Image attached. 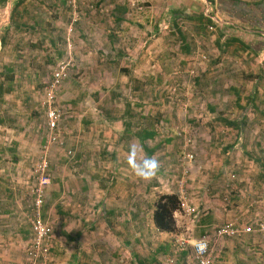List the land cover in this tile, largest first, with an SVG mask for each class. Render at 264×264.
Listing matches in <instances>:
<instances>
[{"label":"rangeland","instance_id":"374dc122","mask_svg":"<svg viewBox=\"0 0 264 264\" xmlns=\"http://www.w3.org/2000/svg\"><path fill=\"white\" fill-rule=\"evenodd\" d=\"M237 33L252 42L249 51L231 40ZM263 37L264 27L232 17L209 0H0V264H34L27 251L29 234L9 239L6 229L28 232L45 162L51 183L59 173L57 163L66 169V180L41 191L50 200L44 199L42 212L53 225L54 240L51 254L38 264H188L193 257L177 239L192 241L231 215L247 214L256 192L264 195V49L255 52ZM63 65L69 76L54 104L63 111L59 127L64 131H96V114L98 126L103 118L125 124L132 116L128 137L142 129L156 132L147 142L156 147L161 165L155 177L168 184L173 180L171 191L196 209L194 215L182 205L175 211L177 237L160 238L147 206L143 216L114 217L113 223L91 216L83 226L76 191L82 178L76 170L91 177L87 182L93 189L90 161L81 168L80 150L69 138L60 147L49 144L55 153L49 154L51 161L45 152L52 132L43 106L46 86ZM211 66L214 75L207 70ZM135 68L139 77L128 72ZM258 103L261 109H255ZM228 117L246 120L237 130L221 119ZM114 144L126 151L124 140ZM53 194L58 202L51 209ZM162 194L156 190L148 205L153 208ZM234 196L237 202L230 208ZM225 207L232 212L228 216ZM209 210L219 216L211 219ZM122 222L128 233L121 230ZM160 243L163 249L157 251ZM212 249L215 264H257L264 259V236L219 238Z\"/></svg>","mask_w":264,"mask_h":264},{"label":"crops","instance_id":"0c3cea01","mask_svg":"<svg viewBox=\"0 0 264 264\" xmlns=\"http://www.w3.org/2000/svg\"><path fill=\"white\" fill-rule=\"evenodd\" d=\"M233 25L236 26L235 24H233ZM222 36H224V35H222ZM222 36H221V39H219L220 41L222 40ZM233 36H236V38L243 37L241 35V33H239V34L237 33ZM233 36H231V40L233 39L232 38ZM238 39H239L238 41L240 42V38H238ZM241 39H243V38H241ZM232 41H236V40H232ZM249 49H248V51H249ZM259 53H261V52H259ZM132 55L134 57L138 56L136 53H133ZM213 67L214 66L207 68V70H209L211 75H214L215 72H217V71H215V68L213 69ZM134 70H137V68L133 69V72L132 71H128V72L132 76L139 77V75H137V71L135 72ZM224 71H225V69H224ZM237 71H238V69H237ZM136 88H138V87H136ZM141 89H144V88L142 87ZM258 91H259V89H256V87H255L254 96H256V93ZM260 92H261V94L264 93V91H261V88H260ZM261 94L259 93V95H257V97H255V98L258 99L259 98L258 96H261ZM239 100L240 99H237L238 104L240 103ZM262 101H263V99H261V102ZM130 104L133 105V103H130ZM132 108H133V106H132ZM209 108H210V111H214L215 105H213L211 103L209 105ZM261 108L262 107H261V105H259V103L255 106V109H261ZM93 114H94V112H93ZM92 117H95L94 123H96V124L93 125V127L96 126L95 127L96 131L86 132L85 130H83L81 132H78V131H74L75 129H72V130H70V132H72V133H69V132L64 131L63 128L59 127L55 131H52L51 133L47 134V137H46L47 143L46 144H48V145H47V149H45V152L48 153L46 155H47V157L50 158L49 160L51 161L50 155L51 154L55 155V153H53L49 149L52 146V145L49 146V144H51V143L56 144V147L57 146L60 147V145H65L66 138H69L71 140L70 143H73V146L75 148H79V150H80V153L78 154L77 162H78V164L81 163L80 164L81 168L86 170V168L82 167V166H84L85 162L89 163V161H90V166H89L90 169L89 170L91 172H93V178H94L93 179V189L89 186V184L87 182V180H89V178L91 179V177L89 175H87L86 172L83 170H79V169L76 170L79 178H82L81 180H79V182H76L78 184L81 181V185L78 184V188L76 191H77V201L79 204L78 214H79V217L81 219H83V226L85 225V221L91 216H93V219L95 221L107 220V222H110V223H113L112 219L114 217L120 218V216H121L124 219H131L135 215L143 216L146 214L144 211L145 206H147L146 209H148V211H151V216L153 219V213H154L156 205L153 204V208H151L150 205H148V204L153 203L152 197H154V195H156V190H159V192H162L164 194L165 193H174L175 191L172 192L171 188H169L171 185L173 187V185H174L173 180L171 181V183L168 184L167 182H164L163 177H159V178L155 177L151 183L146 182V180H142V182H140L139 178L134 175V172L132 170V166L129 163L128 153H129L130 145H136V146H138V148L140 146V148L142 149V151H140L138 155H142L144 153H147L148 156H155L154 154L156 153V147H154V148L148 147L147 142L151 141L152 139L154 140V137L156 136L155 135L156 132L153 135V137L145 138V140H143V138H144L143 136L146 135L147 129H142L141 132H138L137 134H133V135L131 134V136L128 137L126 134L130 133V131H131L129 129V126L131 125V122H132L131 121L132 116H130L131 118L128 119L125 124H123V120H121V119H116V121H112V120L109 121L107 118H103V120L101 119V121L99 122V126L97 125L98 124L97 123V115L94 114V115H92ZM214 118H216V117H214ZM221 119L224 121L226 126L232 125V127H234L235 129L238 130L240 128V126H242L245 118L241 119V121L239 120V118L238 119H235V118L232 119L230 117H228L227 119L226 118H221ZM215 120L217 121L218 117ZM242 120H243V122H242ZM121 126H123V127H121ZM131 133H132V131H131ZM238 135L239 134H237V136ZM238 138H240V137H238ZM117 140L118 141L124 140L126 142V144L124 146L126 148V151L123 152V153H125V155L122 153L123 147H119V145H117V147L115 146L114 143ZM229 147L231 148V145ZM90 150H94L93 153H90L91 152ZM228 151L229 150L226 149L227 153H228ZM71 153L73 154L72 159H74L76 155H74L75 153L73 152V149H69L68 154H71ZM87 157L92 158L93 161H91L89 158L87 159ZM119 160L124 162V165L123 166L121 165L122 167L117 163V161H119ZM187 163L189 164V162H187ZM51 164H53V162H51ZM91 165H93V166L91 167ZM190 166H192V165H190ZM57 169H58L59 173L57 174L56 177L53 178L52 183H51V179H50L49 184H47V186H46L47 187L45 189L46 191H47L50 184H52V187H54V185H57V183H61V181L66 180V177H65L66 169L64 168V166L59 165L57 163ZM116 169H120V171H118V173H116L117 172V171H115ZM189 179H191L190 176H189ZM197 187H199V185H197ZM61 188L66 189V187H61ZM49 191H50V189H49ZM135 191H137V192H135ZM148 193H150V194H148ZM255 195H256L257 199L264 196L262 193L260 194L257 192ZM45 196H46V194H45ZM45 196H44L45 203L47 201L50 203L49 197L47 199V197H45ZM238 196H240V195L238 194ZM238 196H234V198L231 200V202H229L230 208L231 207L233 208V206L235 204L234 202H237L235 199L238 198ZM57 197H55L54 194L51 195V200L53 202V207L51 209L54 208L55 202H58ZM238 199L241 200L242 199L241 196ZM91 205H92V207H91ZM57 208H58V210H61V205H57ZM230 208L225 207V210L223 213L225 215L227 214V216L229 214H231L232 212H230ZM231 210H234V209H231ZM138 211L141 212L140 215L138 214ZM208 212H209L210 218L214 219L215 218L214 214H215V216H217L219 211L218 210H214V211L209 210ZM199 213H200V215H199ZM203 214L201 215V212L199 209L198 215L204 217ZM218 216H219V214H218ZM45 219H47V218H45ZM201 219L202 218L199 217L197 221H199ZM152 224L156 229L159 230V228L155 224L154 219H153ZM12 225H13V223H11V226ZM20 227L21 226L19 225V228ZM65 228H66V230H68V228L70 229L69 226H66ZM83 228H84V231L81 230V234H83V237H85V235H84L85 234V227H83ZM212 228H214V227L207 228V229H205V231L208 229H212ZM128 229H129L128 224L126 222L125 223L122 222L121 230L124 231L125 233H128ZM6 231L9 233L7 235L9 239L14 238V236L9 237L11 235L18 236V238L22 235H23V237H26V236L28 237V234L30 236V227L28 228V232H25L22 229H16L15 226H14V230H13V227H9L8 229H6ZM159 236H160V238H164V239L171 237V236L177 237V232H176V229L174 231L159 230ZM21 241H22V238H21ZM10 244L15 245L14 242H10ZM86 248H87V245L84 243L83 247L81 249V252L82 251L85 252ZM122 249L125 250V248H122ZM162 249H163V245H161V243H160V245L157 247V251H160ZM13 250H14L15 255H17L19 253V249L17 246H15V249H13ZM61 250L62 251H69L68 247H63V248L59 247L58 251H61ZM56 264H62V262H57ZM257 264H264V259L263 258L259 259Z\"/></svg>","mask_w":264,"mask_h":264},{"label":"built area","instance_id":"2783aa9c","mask_svg":"<svg viewBox=\"0 0 264 264\" xmlns=\"http://www.w3.org/2000/svg\"><path fill=\"white\" fill-rule=\"evenodd\" d=\"M66 65L57 69L53 79L46 86V100L43 103L46 109L47 127L54 131L59 128L63 120V111L54 103L56 100V91L62 85L63 81L69 76ZM192 158L194 155H190ZM191 158V159H192ZM47 163L42 166L39 176L40 186L37 188V198L35 199L34 212L30 220V237L28 256L34 264H38V259H46L51 254L52 242L54 240V228L50 221L43 217L42 208L44 197L41 191L50 182V176L46 172ZM243 196V193L240 194ZM186 198V197H185ZM181 199V198H180ZM181 205L191 214H196L195 207L188 203V199L181 200ZM261 207V208H260ZM244 235L254 237L264 236V196L256 199L255 204H250L247 214L235 215L225 219L220 225L208 229L202 236L194 240L177 239L180 249L190 253L188 264H215L212 258L213 243L216 239H238ZM187 242H190L189 247ZM173 261V259H171Z\"/></svg>","mask_w":264,"mask_h":264},{"label":"trees","instance_id":"16d2710c","mask_svg":"<svg viewBox=\"0 0 264 264\" xmlns=\"http://www.w3.org/2000/svg\"><path fill=\"white\" fill-rule=\"evenodd\" d=\"M6 0H3L5 2ZM213 5L218 7L219 10H222L228 13L230 16L238 18L250 25H256L259 27H264V0H261L255 4L250 3L245 0H209ZM181 13L180 11H178ZM181 31V30H179ZM184 37L185 36L182 34ZM232 40L238 41L240 38V42L245 44V48H251L252 42H246L243 37L236 36L232 37ZM243 38V39H241ZM264 38V37H263ZM255 42V41H254ZM259 45V48H256L255 51L264 49V39L256 41ZM256 44V45H257ZM1 93L2 87L0 89ZM146 135H144L143 140L148 137H153L155 131L146 130ZM181 208V199L177 193H165L159 196L156 209L154 211V221L156 226L160 230L164 231H174L176 229V219H175V211ZM204 234V233H203Z\"/></svg>","mask_w":264,"mask_h":264},{"label":"clouds","instance_id":"9594fccd","mask_svg":"<svg viewBox=\"0 0 264 264\" xmlns=\"http://www.w3.org/2000/svg\"><path fill=\"white\" fill-rule=\"evenodd\" d=\"M142 151L136 145H130L128 160L132 166L134 175L142 180H151L155 177L161 167L160 162L154 156H145L138 159L139 152Z\"/></svg>","mask_w":264,"mask_h":264}]
</instances>
